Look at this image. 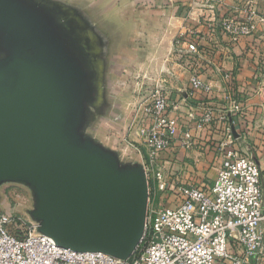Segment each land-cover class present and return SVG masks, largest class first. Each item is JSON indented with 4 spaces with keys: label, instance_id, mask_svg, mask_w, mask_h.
I'll use <instances>...</instances> for the list:
<instances>
[{
    "label": "water",
    "instance_id": "1",
    "mask_svg": "<svg viewBox=\"0 0 264 264\" xmlns=\"http://www.w3.org/2000/svg\"><path fill=\"white\" fill-rule=\"evenodd\" d=\"M96 10L0 0V189L26 187L28 217L58 246L127 259L144 232L148 182L139 161L94 134L116 108L109 79L122 38Z\"/></svg>",
    "mask_w": 264,
    "mask_h": 264
},
{
    "label": "built area",
    "instance_id": "2",
    "mask_svg": "<svg viewBox=\"0 0 264 264\" xmlns=\"http://www.w3.org/2000/svg\"><path fill=\"white\" fill-rule=\"evenodd\" d=\"M255 0L226 4L224 0H191L183 31L172 39L170 53L189 72V90L179 100L170 99L163 80L153 79L151 87L132 109L131 121L122 141L133 147L148 182V203L144 232L134 252L120 259L102 252L75 251L58 246L37 231V223L0 210V264H230L264 263V191L261 170L249 153L227 148L234 139L230 125L220 165L210 187L169 182L161 154L177 143L192 149V131L177 118L183 107L197 127L213 119V108L198 105L197 116L189 101L198 92L209 94L201 75L204 53L199 45V28L207 33L217 28L232 41L264 34V11ZM229 84L230 75L223 74ZM197 109V108H196ZM231 112L242 110L232 100ZM137 137V145L129 139ZM140 146L143 147L144 153ZM176 192V203L165 206L159 193ZM232 244L238 254L229 252Z\"/></svg>",
    "mask_w": 264,
    "mask_h": 264
},
{
    "label": "crops",
    "instance_id": "3",
    "mask_svg": "<svg viewBox=\"0 0 264 264\" xmlns=\"http://www.w3.org/2000/svg\"><path fill=\"white\" fill-rule=\"evenodd\" d=\"M130 1L135 4L130 16L132 18L130 20L136 22L135 31L143 33L138 26L139 20L150 21V26L145 31L149 44L142 49L145 52L144 59L140 60L142 62L139 61L131 75L136 78L143 76V79L151 82L160 78L171 84L177 81L184 83L180 93L169 92L171 100H179L189 90V72L171 55L170 46L174 35L188 26L184 17L191 0H162L163 5H157L154 9L150 4L143 9L140 8V2L152 0ZM255 1L262 2V0ZM224 2L230 5L238 1L224 0ZM110 5L107 4L105 7H109L108 10L112 11L113 6ZM102 15L106 17V14L102 13ZM199 30L201 32L199 45L204 53L201 75L210 87V92L209 94L198 92L189 104L197 108H195L197 116L201 113L198 107L200 103L210 105L213 108V119L207 126L197 127V119L188 118L187 109L180 108L177 114L179 123L192 131L196 145L192 149H184L177 142L161 154L168 181L210 187L223 157V151L219 147L220 142L227 139L225 137L227 127L233 125L237 136L231 139L227 148L253 156L261 170V184L264 191V34L259 32L232 41L219 28L211 33H207L208 31L203 27ZM224 73L230 75L229 84L223 79ZM113 94L116 108L107 120L117 125H108L102 131H100L102 125H99L97 132L100 133V140L104 144L125 154L130 145L122 141L123 134L131 121L132 109L141 101L142 96L134 99V96L130 95L129 99H122ZM232 100L240 102L241 111L229 110ZM132 140L138 142L136 136ZM140 149L144 151L142 146ZM163 198L169 203L168 205L173 206L176 203V192L167 190L163 193ZM229 252L232 255L238 254L232 244L229 245ZM223 264L230 262L223 261ZM243 264L264 263L251 260Z\"/></svg>",
    "mask_w": 264,
    "mask_h": 264
},
{
    "label": "rangeland",
    "instance_id": "4",
    "mask_svg": "<svg viewBox=\"0 0 264 264\" xmlns=\"http://www.w3.org/2000/svg\"><path fill=\"white\" fill-rule=\"evenodd\" d=\"M70 1H78L85 2L94 7H97L98 12L101 11L103 14H106L105 19L109 23H114L121 31L122 38L120 43L118 44V48L116 49L117 58H115L112 73L109 79V87L113 90L116 96L119 98L129 99L130 95H133L134 99H139V96L145 95L147 92V87H151L154 83L153 81H148L143 79V76L139 78L134 77L132 72L137 67V64L140 60L144 59L145 52L142 50L145 48V45L149 44V41L146 36V29L150 26V21L139 20L138 26L141 28V32L139 33L135 31L136 22L130 16H132V12L134 9V3L130 0L123 1H114L113 0H70ZM241 1V0H237ZM258 3V2H257ZM107 4H111L112 11H109V7H105ZM139 5V3H137ZM151 5L152 9L156 8L157 5H163L162 0H152V1H144L140 2V8H144L146 6ZM110 5V6H111ZM259 9L264 11V0L261 3H258ZM107 8V9H106ZM109 9V10H108ZM96 10V11H97ZM108 10V11H107ZM149 22V23H148ZM142 62V61H140ZM163 87L167 92H171L172 94L180 93L183 89L184 83L177 81L174 83H169L168 81H164ZM189 83V82H188ZM132 98V99H133ZM110 116V115H109ZM102 125L101 130L107 128L108 125H117L110 120H103L101 122ZM98 128L94 131L95 136L100 140V133L97 132ZM133 138V137H132ZM129 141L133 142V140L129 139ZM134 145L135 142H133ZM130 148L123 154H121V158L124 160H134L137 161V154L133 147ZM144 153V151H142ZM0 193L2 196V201L0 202V210L11 213L17 217H21L26 219L28 217L27 210L32 206L31 194L29 190L18 184H5L1 187ZM159 198H162L161 202L165 206L168 205L165 198H163V193H159Z\"/></svg>",
    "mask_w": 264,
    "mask_h": 264
}]
</instances>
